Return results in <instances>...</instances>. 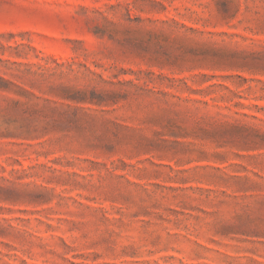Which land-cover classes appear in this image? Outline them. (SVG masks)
Listing matches in <instances>:
<instances>
[{
  "label": "rangeland",
  "instance_id": "374dc122",
  "mask_svg": "<svg viewBox=\"0 0 264 264\" xmlns=\"http://www.w3.org/2000/svg\"><path fill=\"white\" fill-rule=\"evenodd\" d=\"M0 264H264V0H0Z\"/></svg>",
  "mask_w": 264,
  "mask_h": 264
},
{
  "label": "trees",
  "instance_id": "16d2710c",
  "mask_svg": "<svg viewBox=\"0 0 264 264\" xmlns=\"http://www.w3.org/2000/svg\"><path fill=\"white\" fill-rule=\"evenodd\" d=\"M4 83H5V81L0 78V88L2 87V84H4Z\"/></svg>",
  "mask_w": 264,
  "mask_h": 264
}]
</instances>
